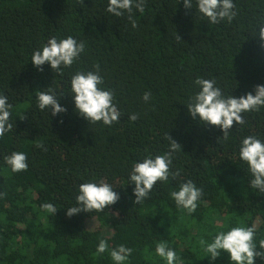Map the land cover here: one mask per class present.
<instances>
[{"label":"trees","instance_id":"1","mask_svg":"<svg viewBox=\"0 0 264 264\" xmlns=\"http://www.w3.org/2000/svg\"><path fill=\"white\" fill-rule=\"evenodd\" d=\"M233 3L236 17L212 24L196 0L190 9L183 0H146L143 13L133 9V28L127 14L107 12L108 0H0V95L8 97L13 123L0 138V264H116L110 251L120 245L133 249L126 264H167L156 254L159 242L177 253V264H234L224 252L211 260L199 241L211 243L240 226L255 228L260 250L264 192L250 186L239 149L247 136L264 142V108L243 113L245 124L234 122L225 140L220 127L194 119L187 107L200 91L197 78L215 80L225 96L236 98L264 85L258 35L264 0ZM68 36L85 42L71 67L33 66L32 53L48 39ZM96 64L101 87L113 91L121 112L111 126L89 123L75 110L71 77L95 72ZM48 89L66 112L53 116L51 108L38 107V94ZM145 92L151 93L147 102ZM131 114L139 119L131 121ZM167 135L181 145L170 166L179 176L158 181L137 204L132 168L168 152ZM13 151L27 155L26 171H11L5 157ZM188 180L203 191L191 214L170 196ZM88 182L109 183L119 200L99 213L67 216L77 206L79 185ZM44 203L57 212L44 211ZM101 239L109 251L97 256Z\"/></svg>","mask_w":264,"mask_h":264},{"label":"clouds","instance_id":"2","mask_svg":"<svg viewBox=\"0 0 264 264\" xmlns=\"http://www.w3.org/2000/svg\"><path fill=\"white\" fill-rule=\"evenodd\" d=\"M183 2L186 9L193 7L192 0H183ZM196 2L198 11L212 24H218L225 19L230 23L237 15L233 0H196ZM145 3L146 0H108L106 10L115 17H123L127 14L128 21L133 28H136L137 22L133 19V9L143 13ZM258 28L259 38L264 43V23ZM83 52H85L84 41L78 42L72 36L59 41L56 37H51L41 50L32 53L31 62L40 71H43L42 66L47 63L53 71L62 72L63 68L71 67L75 61L79 60ZM94 67L95 72L78 71L71 77L75 110L89 123L102 122L104 125L111 126L120 122L121 112L114 103L113 91L101 87L104 84V79L100 75L99 64ZM194 83L200 87V91L189 98L187 104L189 114L203 123L220 127L225 140L228 139L234 122L241 126L245 124L243 113L259 112L261 108H264V85L255 86V95L249 92L236 98L232 95L225 96L222 90L215 86V80L197 78ZM150 98V92L143 94L145 102ZM37 99L38 107L42 111L51 108L53 116L67 111L58 103L57 96L51 89L41 91ZM11 107L8 97L0 95V138H3L6 132L13 130V123L10 122ZM129 119L136 121L139 116L131 114ZM166 138L170 141L168 152L156 155L155 158L146 157L142 162L135 163L132 168L129 180L135 184L133 193L137 204H141L149 198L150 192L158 181H168L170 175L173 179L179 176L178 171L170 172V166L172 153L181 150V145L168 135ZM36 146L43 148L42 144ZM239 157L248 165L253 177L250 180V186L264 192V142L256 136L245 137L239 149ZM27 160V155L20 151H13L10 156L5 157V161L13 173L26 171L28 169ZM113 188L112 185L105 182L80 184L79 194L75 196L77 206L69 207L66 215L71 217L81 211L88 213L104 211L119 200V195ZM202 195V189L198 188L191 180L180 184L178 191L170 193L176 205L187 210L189 214L196 211L197 201ZM41 208L53 215L57 212V208L52 203H44ZM255 232L254 227H232L227 232L216 234L211 243L204 239H201L199 243L204 251L210 254L211 260H215L221 255V252H224L229 255L234 264H255L257 257L264 260V239L259 240L260 250L258 251L257 244L254 242ZM108 251V243L101 239L96 249V255L99 256ZM132 252V248L120 245L110 251V256L116 264H126ZM156 254L166 260L167 264H177L180 261V257L167 246L166 242L157 244Z\"/></svg>","mask_w":264,"mask_h":264},{"label":"rangeland","instance_id":"3","mask_svg":"<svg viewBox=\"0 0 264 264\" xmlns=\"http://www.w3.org/2000/svg\"><path fill=\"white\" fill-rule=\"evenodd\" d=\"M90 228H91V229H94V228H98V226H97V224L92 223V224H90ZM106 233H109V231L106 230Z\"/></svg>","mask_w":264,"mask_h":264}]
</instances>
